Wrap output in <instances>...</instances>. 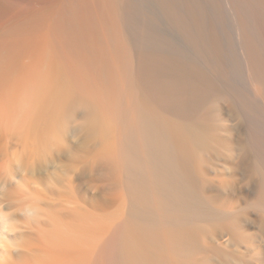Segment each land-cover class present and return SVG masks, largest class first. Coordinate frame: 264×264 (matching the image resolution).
Returning a JSON list of instances; mask_svg holds the SVG:
<instances>
[{"label": "bare ground", "instance_id": "1", "mask_svg": "<svg viewBox=\"0 0 264 264\" xmlns=\"http://www.w3.org/2000/svg\"><path fill=\"white\" fill-rule=\"evenodd\" d=\"M0 181V264H264V0H0Z\"/></svg>", "mask_w": 264, "mask_h": 264}, {"label": "clouds", "instance_id": "2", "mask_svg": "<svg viewBox=\"0 0 264 264\" xmlns=\"http://www.w3.org/2000/svg\"><path fill=\"white\" fill-rule=\"evenodd\" d=\"M7 189L8 184L4 181H0V193H5ZM23 214L31 220H37L40 218L41 208L39 205L28 204L24 207ZM10 215L11 213L8 211L0 213V223H2V231L3 233H11L13 236H16L18 234V230L15 228V224L10 221ZM16 251L18 252L19 249L17 248Z\"/></svg>", "mask_w": 264, "mask_h": 264}]
</instances>
